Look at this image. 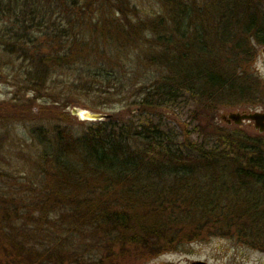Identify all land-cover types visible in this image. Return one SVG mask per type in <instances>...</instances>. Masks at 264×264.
I'll use <instances>...</instances> for the list:
<instances>
[{
  "label": "trees",
  "instance_id": "16d2710c",
  "mask_svg": "<svg viewBox=\"0 0 264 264\" xmlns=\"http://www.w3.org/2000/svg\"><path fill=\"white\" fill-rule=\"evenodd\" d=\"M157 3L158 14L132 0H0V46L25 58L33 90L58 69L74 92L135 96L121 121L31 128L40 191L0 164V264L144 261L210 234L264 248V133L209 130L214 143L198 144L143 119L185 94L256 97L247 67L264 46V0Z\"/></svg>",
  "mask_w": 264,
  "mask_h": 264
},
{
  "label": "rangeland",
  "instance_id": "374dc122",
  "mask_svg": "<svg viewBox=\"0 0 264 264\" xmlns=\"http://www.w3.org/2000/svg\"><path fill=\"white\" fill-rule=\"evenodd\" d=\"M132 3L138 6V12L150 10L156 14L160 13L157 0H132ZM4 22L0 18V28ZM208 38L212 39L211 35L208 34ZM175 39L177 40L176 36ZM251 42L253 44L256 41L251 37ZM255 47L257 51L247 67L250 78L248 82L259 93L256 97L241 98L242 103L247 105H242L239 99H236L239 101L237 105H231L230 100L209 101L201 94H198V98L185 94L174 104L159 108L156 113L144 111L143 119L150 118L155 123H161L163 128L180 136V139L184 137L198 144L212 145L216 137L209 134V130H216V133L229 132L236 126L228 125L227 120L223 118L225 115L232 111H264V46L256 44ZM27 65L25 58H19L18 54H11L0 46V164L3 163L9 171L11 169L20 178V183H26L22 190L40 191L47 181L39 171L42 166L36 157L40 145L34 142L30 129L38 125L46 127L50 132L57 123L64 122L63 119L69 121V126L72 125L73 128L85 129L91 123L99 121L79 118L73 113L74 108L87 109L93 114H110L121 121L130 117L134 105L128 103L135 100V96L107 97L96 93L86 94L84 91L74 92L64 84L70 81V72H57L58 69L45 80L35 81L33 86L40 87V90H33L31 82L26 80L23 73ZM152 73L150 68L144 71L146 75H142L146 78ZM58 98L61 99L60 102H57ZM73 98L78 100L72 104L70 101ZM134 115L136 117V114ZM139 115L137 112V117L133 120L135 125L136 121H143ZM214 124L217 128H213ZM242 128L249 133L256 132L254 126L248 122H245ZM24 171L27 172L26 175ZM25 179L29 180L26 182ZM15 182V179L10 180V184ZM6 190L11 191V187H6ZM262 248H253L239 241L236 236L210 234L144 261H140L133 251L131 257L120 259L119 264H196L197 261L208 264H264Z\"/></svg>",
  "mask_w": 264,
  "mask_h": 264
},
{
  "label": "water",
  "instance_id": "95a60500",
  "mask_svg": "<svg viewBox=\"0 0 264 264\" xmlns=\"http://www.w3.org/2000/svg\"><path fill=\"white\" fill-rule=\"evenodd\" d=\"M73 113H75L79 118L86 120H103L109 118L110 115L105 113L93 114L87 109L74 108ZM227 120L234 121L236 124H241L245 120L254 121L256 128L260 132H264V111H232L228 114ZM196 264H208L204 261H197Z\"/></svg>",
  "mask_w": 264,
  "mask_h": 264
},
{
  "label": "flooded vegetation",
  "instance_id": "af4514ba",
  "mask_svg": "<svg viewBox=\"0 0 264 264\" xmlns=\"http://www.w3.org/2000/svg\"><path fill=\"white\" fill-rule=\"evenodd\" d=\"M227 117H228V114L227 115H225L223 118L225 119V120H227ZM245 122H248V123H250V125L251 126H254V129H255V131L256 132H258L259 130H258V128H256V125H255V122L254 121H248V120H246V121H244V122H242L241 124H239L241 127H244L245 126ZM227 123H228V125H233V124H236L234 121H228L227 120ZM237 125V124H236Z\"/></svg>",
  "mask_w": 264,
  "mask_h": 264
}]
</instances>
